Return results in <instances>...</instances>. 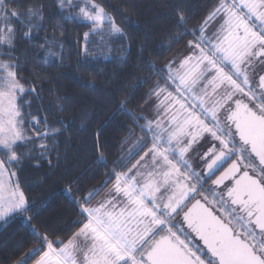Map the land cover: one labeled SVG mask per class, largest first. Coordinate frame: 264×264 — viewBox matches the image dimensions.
<instances>
[{
	"label": "snow or ice",
	"instance_id": "snow-or-ice-1",
	"mask_svg": "<svg viewBox=\"0 0 264 264\" xmlns=\"http://www.w3.org/2000/svg\"><path fill=\"white\" fill-rule=\"evenodd\" d=\"M13 3L0 0V219L29 211L20 166L33 153L49 157L60 133L31 110L39 91L25 86L14 55L18 35L31 39L42 27L46 6L19 12ZM57 8L88 26L86 56L91 37L125 35L97 0H57ZM184 35L192 39L182 54L159 69L147 62L159 75L148 92L152 118L120 103L142 135L133 140L129 129L108 178L73 199L77 231L65 241L33 229L39 246L18 264L36 255L35 264H264V0H215L174 42ZM55 43L45 37L39 47Z\"/></svg>",
	"mask_w": 264,
	"mask_h": 264
},
{
	"label": "trees",
	"instance_id": "trees-1",
	"mask_svg": "<svg viewBox=\"0 0 264 264\" xmlns=\"http://www.w3.org/2000/svg\"><path fill=\"white\" fill-rule=\"evenodd\" d=\"M214 2L97 0L125 35L104 36L103 40L98 35L91 37L86 56L83 34L88 26L62 19L57 0H15L11 7L19 12L28 6H46L42 27L32 30L31 39L18 35L14 55L21 58V76L28 82L25 86L39 91L40 98L32 99L31 110L38 117L47 116L60 133L49 157L38 158V153H33V158H26L20 166L17 178L29 211L0 222V264H18L39 246L33 229L65 241L77 231L74 222L81 217L73 199L85 196L108 178L114 163L119 164L121 142L129 129L134 130L132 138L142 134L119 109L120 103L127 100L128 111L143 116L149 89L159 79L147 62L159 69L182 52L191 35H184L178 43L174 38L185 29L196 28ZM181 15L185 17L183 26L178 24ZM17 29L18 33L28 30L19 25ZM45 37L56 41L50 49L48 45L39 47ZM49 50L56 55L49 56ZM101 155L104 161L98 163Z\"/></svg>",
	"mask_w": 264,
	"mask_h": 264
},
{
	"label": "rangeland",
	"instance_id": "rangeland-1",
	"mask_svg": "<svg viewBox=\"0 0 264 264\" xmlns=\"http://www.w3.org/2000/svg\"><path fill=\"white\" fill-rule=\"evenodd\" d=\"M182 53H183V51H182V52H179L178 54H182ZM178 54H177V56H178ZM177 56H175V57H177ZM181 58H182V56H181ZM150 103H151V102H150V100H149V98H148L147 101L145 102L144 106L142 107V114H143L142 117H145V118H152V116L154 115V113H153V108L150 106ZM144 115H145V116H144ZM141 135H142V134L137 135V137H140ZM137 137H134V138H132V139L134 140V139H136ZM130 144H131V141H129V143L125 145V150L127 149V147H128ZM146 150H147V149H145V151H146ZM140 155H143V152H141L139 155L135 156L134 160L131 161V163L129 164L128 167H131V164L135 163L136 160L139 159V156H140ZM117 164H118V163H117ZM118 170H119V169H118ZM112 183H114V181H112V182L110 183V185H108L106 188H104V189L100 192V194H98V196L95 197V198L92 200V204H96V202H97L98 200H100L102 197L105 196V194L111 189V187H112ZM13 214H14V213H10V214H9L7 217H5L4 219H0V222L3 223L4 220H6L9 216H11V215H13ZM38 258H39V257L33 259L32 261H29V264H35V261H36V259H38Z\"/></svg>",
	"mask_w": 264,
	"mask_h": 264
},
{
	"label": "flooded vegetation",
	"instance_id": "flooded-vegetation-1",
	"mask_svg": "<svg viewBox=\"0 0 264 264\" xmlns=\"http://www.w3.org/2000/svg\"><path fill=\"white\" fill-rule=\"evenodd\" d=\"M145 116V115H144ZM194 147H198V145H194ZM219 173H217V175H218Z\"/></svg>",
	"mask_w": 264,
	"mask_h": 264
}]
</instances>
